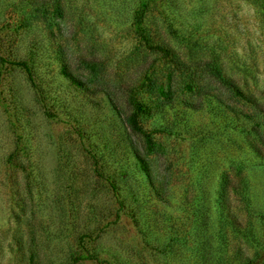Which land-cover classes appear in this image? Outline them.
I'll use <instances>...</instances> for the list:
<instances>
[{
	"label": "rangeland",
	"instance_id": "1",
	"mask_svg": "<svg viewBox=\"0 0 264 264\" xmlns=\"http://www.w3.org/2000/svg\"><path fill=\"white\" fill-rule=\"evenodd\" d=\"M138 11L181 72L138 43ZM0 57V264H69L82 246L105 264H231L234 248L248 252L219 223L215 192L240 164L264 207V165L244 138L264 144V112L231 100L212 69L264 108V0H0ZM149 66L197 90L153 104L144 128L180 136L147 145L123 119Z\"/></svg>",
	"mask_w": 264,
	"mask_h": 264
},
{
	"label": "trees",
	"instance_id": "2",
	"mask_svg": "<svg viewBox=\"0 0 264 264\" xmlns=\"http://www.w3.org/2000/svg\"><path fill=\"white\" fill-rule=\"evenodd\" d=\"M144 14L138 11L132 16V27L137 37V41L142 45L143 49L149 53L159 55L167 61L168 69L172 71L182 70V65L177 60L170 48L161 43H154L150 39L149 32L142 27V18ZM0 63L4 60L0 57ZM20 66L25 70L29 83L34 86L29 67L23 63H10ZM142 80L138 88L129 89L125 94L126 102L129 110L123 119V124L128 132L138 138H143L145 142L150 144L151 136L155 134H167L170 136H177L179 134L170 130L168 126H159L152 129H145L144 122L152 118L154 105L158 106L164 101L172 99V95L176 92L192 93L197 90L195 84L186 78H181L178 81L169 79L168 76L164 81H160L152 67L145 68L142 73ZM212 75L217 79L219 84L228 92L231 100L241 102L242 104L252 105L258 112H264L263 104L258 103L252 95L245 93L240 87L236 85L233 79H229L221 74L218 68L212 69ZM171 81L175 82L171 85ZM140 92H149L155 96L152 98L142 99ZM201 91H199L200 93ZM199 96V94H198ZM185 103V101H183ZM189 107H195V103H187ZM240 115L242 112H239ZM246 116V115H244ZM231 129L239 134H245L242 123L237 119L231 122ZM246 146L248 150L258 160H261L264 165V155L260 150V146L264 147L262 138L257 140V143L248 140V136L244 135ZM149 147V146H148ZM135 157L139 158V154L135 152ZM95 163V162H94ZM233 172L231 178L227 174L221 173L219 175V183L216 189L215 202L218 209V221L223 227H227L231 232V239L241 241L246 245L248 252H241L237 247L233 250V259L231 264H264V207H254L253 201L250 197V184L240 164L232 168ZM231 179V180H230ZM107 185L115 196L116 209L115 218H119V214L123 211L124 206L119 198H117L116 187L112 180H108ZM231 193V201L229 199ZM231 205V208H230ZM231 209V213L229 210ZM232 210L237 211L232 212ZM241 212L240 216L238 213ZM135 215V212L131 213ZM69 264H74L80 261H90L92 264H105L96 255L89 252L82 246V254L74 253L69 256Z\"/></svg>",
	"mask_w": 264,
	"mask_h": 264
}]
</instances>
